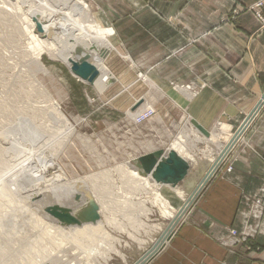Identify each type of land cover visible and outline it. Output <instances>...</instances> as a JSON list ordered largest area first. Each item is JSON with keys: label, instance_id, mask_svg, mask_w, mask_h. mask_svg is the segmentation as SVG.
I'll return each instance as SVG.
<instances>
[{"label": "rangeland", "instance_id": "374dc122", "mask_svg": "<svg viewBox=\"0 0 264 264\" xmlns=\"http://www.w3.org/2000/svg\"><path fill=\"white\" fill-rule=\"evenodd\" d=\"M29 1L32 3L0 0V264L85 263L90 245L97 247L89 254L97 264H134L157 237L155 226L167 224L170 218L162 216L148 190L133 183L121 167L174 142L191 118L181 113L173 95L196 97L206 81L199 77L183 84L151 80L150 69L139 66L125 43L114 41L115 31L108 25L110 16L103 0H84L90 17L111 31L113 50L104 63L115 80L98 92L50 55L51 40L44 42L33 22L35 17L42 19L44 11ZM259 2L264 4V0H256L242 10L252 11L264 24V6L257 7ZM27 7L31 11L26 12ZM237 14L231 10L223 20ZM195 41L187 38V44ZM142 96L151 104L129 117L130 106L138 98L144 99ZM54 102L73 126L71 134L64 135ZM220 125L217 122L209 131L219 133ZM189 148L201 160L210 156L209 150L214 151L205 140L193 141ZM51 162L52 170H58L55 179L49 178L45 185L42 171L49 173L46 169ZM59 170L63 177L58 178ZM197 173L190 166L188 176ZM64 180L83 184L58 192L65 187ZM158 191L175 209L183 202L167 187ZM50 208L68 210L77 222L59 219ZM229 234L220 238V244L231 251L232 247L222 244L230 240ZM248 235L252 234L238 233L239 242ZM101 243L104 246L96 245ZM252 249L256 251L253 245ZM106 256L109 259L104 262Z\"/></svg>", "mask_w": 264, "mask_h": 264}, {"label": "crops", "instance_id": "0c3cea01", "mask_svg": "<svg viewBox=\"0 0 264 264\" xmlns=\"http://www.w3.org/2000/svg\"><path fill=\"white\" fill-rule=\"evenodd\" d=\"M255 1L103 0V5L114 41L125 43L139 66L150 69L151 80L206 81L196 97L173 95L181 113L206 130L228 124L234 134L264 93V24L242 10ZM234 9L238 14L224 21ZM187 38L196 41L187 44ZM235 147L147 264H264V212L254 207L258 199L264 204V105ZM229 228L253 234L256 251L242 244L224 248L220 238Z\"/></svg>", "mask_w": 264, "mask_h": 264}, {"label": "bare ground", "instance_id": "6f19581e", "mask_svg": "<svg viewBox=\"0 0 264 264\" xmlns=\"http://www.w3.org/2000/svg\"><path fill=\"white\" fill-rule=\"evenodd\" d=\"M32 3H35L38 7H40L44 13L42 15V19L35 17L33 22L38 25L39 34L44 38V42L47 40H51L48 43L47 49L50 52V55L60 61H62L70 70V72L84 81L85 83H89L98 92L103 91L109 84L114 82L115 76L110 72V70L106 67L104 63V59L106 55L113 50V45L111 44L109 37L111 35V31L109 28H104L100 26L95 20H93L87 12V4L84 0H31ZM27 2V1H26ZM29 3H31L29 1ZM31 3V4H32ZM31 11L30 7H27L26 12ZM43 42V43H44ZM38 57V55H37ZM78 63L80 69L75 72L72 70V63ZM82 64L88 65V72H91V69L97 70V76L92 80V82H87L86 79L82 78L79 72L82 70ZM86 73V72H85ZM143 99V98H142ZM137 101V100H136ZM135 101V102H136ZM58 102H54V112L55 116L58 119H61L62 126L65 129L64 135H68L73 131V126L70 122L65 119L61 113L59 112ZM149 105L147 98L143 99V103L138 106L136 109L131 110L129 108L127 114L129 117L133 118L136 114L140 113L142 110L147 109L145 106ZM149 107V106H148ZM255 113L253 114V116ZM250 122V118L246 123V127ZM245 127V124H244ZM235 133V132H234ZM225 134L224 136H222ZM243 133L238 137L234 146L238 143V141L242 140ZM225 141L224 143L222 140ZM207 141L211 147L213 146L214 151L209 150L210 156H208L205 160H201L195 157L191 152L189 145L193 141ZM234 140L233 132H230L229 127L224 125L221 129H219V133H212V131L206 130L204 127L200 126L194 120H187L185 122L184 127L180 130L178 137L175 138L172 144L164 149V157H166L169 152L173 151L178 156L184 160L188 165V170L186 175L182 178L183 184L181 185V181L177 184L169 183H161L155 181L150 173H146L140 164V159H135L132 165H125L121 167L122 170L127 174L129 179L133 183H137L140 188L144 190H148V194H150V199L153 206H157L161 211L162 216H167L170 218L167 224L161 223L155 226V233L157 237L152 242V244L146 248L137 262L134 264H147L150 260L158 253V251L165 244L166 235L171 233V236L174 232L175 225H177L181 221L182 218L190 211L193 207V204L196 203L198 196L200 193L193 198L192 201H189L197 190L200 192L204 189L206 179L212 174L215 170L213 177L218 172L219 167L216 166L220 162L221 159L227 157L232 150L228 148ZM212 149V148H211ZM159 149H152V151L148 153H155ZM146 153V154H148ZM145 155V154H144ZM132 163V162H128ZM206 163L209 165L202 172L200 170L201 166H205ZM190 166L193 169L197 170V174L193 177L188 176ZM24 168H28L27 166H23ZM22 168V167H21ZM48 168L45 166L44 169ZM55 168L54 164L51 162V166L46 169L48 172H44L43 176L45 179H41L42 183L47 185V183L51 180L55 179L56 171L52 170ZM29 169V168H28ZM23 170V169H22ZM25 171V169H24ZM28 172H33V170L29 169ZM23 173V171H22ZM26 173V171L24 172ZM27 173V174H31ZM61 172L58 171V178L63 177L60 176ZM212 177V178H213ZM50 178V179H49ZM90 181V180H89ZM83 184L79 180L75 181H63V185L59 188L58 192H66L67 190H75L77 184ZM159 187H167L169 190L173 191L177 196L182 199V204L177 209L173 208L169 201L161 195L158 191ZM55 191V188L53 189ZM189 203V206H187ZM187 206V207H186ZM185 208L183 213L182 210ZM67 212L69 217L74 218L77 222V219L70 214L68 210H58L56 208H50L49 212ZM146 214L149 213L147 209H145ZM53 215V214H52ZM66 215V216H68ZM73 216V217H72ZM174 226V227H173ZM51 237L54 236L53 231L50 234ZM164 241V244H161ZM98 247L104 246L103 243L96 244ZM88 251L85 252L84 261L85 263H77L75 261L69 260L67 264H97L93 262L89 256V254H93L96 252L97 247L90 245L86 248ZM109 257H104V262L108 260Z\"/></svg>", "mask_w": 264, "mask_h": 264}, {"label": "water", "instance_id": "95a60500", "mask_svg": "<svg viewBox=\"0 0 264 264\" xmlns=\"http://www.w3.org/2000/svg\"><path fill=\"white\" fill-rule=\"evenodd\" d=\"M83 68L82 70L79 72V74L81 75L82 78L86 79L87 82H92V80L97 76V70H93L90 67L91 72H89L87 74L88 70V65L86 64H82L81 65ZM80 69L78 63L73 62L72 63V70L77 72ZM86 72V73H85ZM262 101H264V93L261 95L260 100L258 101V103L254 106V108L252 109V111L250 113H248V115L244 118V120L239 124V126L235 129V133H234V140L231 143L230 147L228 148H232L234 146V144L236 143V140L238 139V137L244 133V131L246 130V123L248 122V119L250 118V120L253 119V117L256 115V113L260 110V108L262 107ZM143 103V99L139 98L136 102H134L130 109L134 110L136 109L138 106H140ZM255 113V115L253 116V114ZM245 124V127H244ZM229 153V152H228ZM164 151L159 149L157 152L155 153H148L145 154L143 156H141L140 159V164L142 169L146 172V173H150L152 178L157 181V182H161V183H171V184H177L178 182H180L182 180V178L186 175L187 170H188V165L187 163L182 160L178 154H176L175 152L171 151L169 152V154L164 157ZM224 159H221L220 162L217 164L216 166V170L217 167H219L221 165V163L223 162ZM215 170L212 172V174L206 179L205 186L209 183V181L212 179L213 175H214ZM204 186V187H205ZM200 193V190H197L195 192V194L193 195V197L189 200L192 201L193 198L195 197V195L197 196ZM187 206H189V203H187ZM186 206V207H187ZM183 208L182 212L183 213L185 211V208ZM53 215H55L56 217H59V219L61 220H65V221H69L70 219H73L71 217H69L67 212H52ZM68 215V216H66ZM171 233L166 235V240H170L171 238ZM161 244H164V241H162ZM141 264H144L141 262Z\"/></svg>", "mask_w": 264, "mask_h": 264}, {"label": "built area", "instance_id": "2783aa9c", "mask_svg": "<svg viewBox=\"0 0 264 264\" xmlns=\"http://www.w3.org/2000/svg\"><path fill=\"white\" fill-rule=\"evenodd\" d=\"M262 6H264L263 2L257 3V7H262ZM257 16H258L259 19L262 20L261 16L258 13H257ZM225 160H227V157H226V159L224 158L223 162L220 165L221 167L224 165ZM230 170H231V167L229 166L227 168V171H230ZM254 207L256 209H259V213H261V211L264 212V204L262 203L261 200H259V199L258 200H255L254 201ZM245 232L246 231H244V233ZM228 233H230L229 234L230 235V240L228 242H224V243L222 242L223 245L228 246L229 248H231V247L236 246L237 243L242 242V243H244L242 245H245L246 248H247V250H249V251L251 250V246H252L253 242L251 240L248 241V238L251 237L253 234L252 235L245 236V237H241V241L239 242L240 239L237 237V234L238 233H242V232H238L235 228H229ZM246 233H248V232H246Z\"/></svg>", "mask_w": 264, "mask_h": 264}]
</instances>
